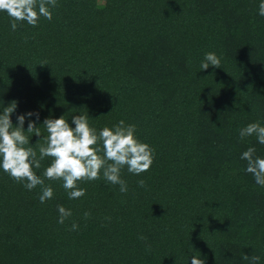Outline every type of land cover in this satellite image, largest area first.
<instances>
[{"label": "trees", "instance_id": "obj_1", "mask_svg": "<svg viewBox=\"0 0 264 264\" xmlns=\"http://www.w3.org/2000/svg\"><path fill=\"white\" fill-rule=\"evenodd\" d=\"M261 2L57 0L52 20L15 31L0 12V115L13 101L14 126L28 112L38 127L89 115L97 134L123 120L153 150L147 172L122 169L126 193L101 171L75 200L45 179L54 195L41 203L40 186L0 168V264H250L243 254L264 264V187L241 159L248 147L264 158V145L239 137L264 126ZM208 52L221 69L201 71ZM58 205L72 211L64 224Z\"/></svg>", "mask_w": 264, "mask_h": 264}, {"label": "clouds", "instance_id": "obj_2", "mask_svg": "<svg viewBox=\"0 0 264 264\" xmlns=\"http://www.w3.org/2000/svg\"><path fill=\"white\" fill-rule=\"evenodd\" d=\"M57 0H0V12H5L12 19L11 29L17 30L19 22H27L36 26L40 17L52 20L51 8L56 6ZM259 15L264 16V0L259 4ZM210 67L221 69V58L214 52H208L201 62V71ZM18 103L13 101L4 107L0 115V168L8 173L18 183L25 182L28 190L41 187L39 200L41 203L53 198L54 190L45 185L47 180H62L63 187L68 192L69 199L75 200L85 195V189L78 187L79 181H95L100 178L101 171L106 181L120 186V192L128 191L127 183L121 178L122 169L140 175L147 172L153 164V150L149 145L137 140L135 125L119 124L110 129L104 127L99 134L89 124V115H75L72 117L71 127L65 116L60 118H46L43 125L38 127L39 113L28 112L17 116V125H13L12 115L17 110ZM111 114V113H110ZM35 116L36 120L31 118ZM28 120L27 131L24 125ZM47 135H42L41 128ZM29 136L41 137L33 146ZM255 137L257 142L264 145V126L259 122L248 124L239 130V137L244 140ZM39 148V155L36 148ZM102 153V155H101ZM45 158H51L50 165L44 170L43 176H38L35 169L41 167ZM247 162L246 172L253 175L255 182L264 187V158L256 155L255 147H248L241 155ZM140 187L145 182L138 181ZM60 214L58 223L64 224L72 216V211L58 205ZM88 217L90 213H85ZM78 225L73 224L72 230ZM139 239L146 240L140 236ZM250 264H259V257L242 256ZM191 264H205V260L193 256Z\"/></svg>", "mask_w": 264, "mask_h": 264}]
</instances>
